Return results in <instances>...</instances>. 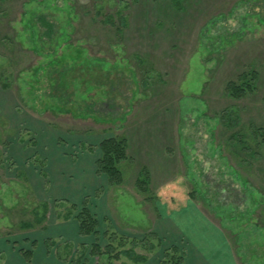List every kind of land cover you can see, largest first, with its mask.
I'll return each instance as SVG.
<instances>
[{"label": "rangeland", "instance_id": "374dc122", "mask_svg": "<svg viewBox=\"0 0 264 264\" xmlns=\"http://www.w3.org/2000/svg\"><path fill=\"white\" fill-rule=\"evenodd\" d=\"M248 71L258 74L254 92L229 96L227 84ZM263 127L264 0H0V264L42 248L53 219L65 222L48 196L53 152L71 172L91 160L100 188L88 206L99 234L52 238L61 258L54 248L48 263L71 264L84 247L106 245L105 233L142 241L152 219L193 204L236 264H264V149L251 139L250 156L231 139ZM110 137L128 142L121 185L98 174L99 144ZM141 172L150 176L146 195L136 188ZM34 213L46 220L35 223ZM161 241L136 252L158 264L172 246Z\"/></svg>", "mask_w": 264, "mask_h": 264}, {"label": "trees", "instance_id": "16d2710c", "mask_svg": "<svg viewBox=\"0 0 264 264\" xmlns=\"http://www.w3.org/2000/svg\"><path fill=\"white\" fill-rule=\"evenodd\" d=\"M121 21L122 25L126 24V20L124 18H122ZM43 23L47 27V32L50 33L53 27L45 21ZM257 79L258 74L255 71L244 72L240 76H238L237 82L230 81L227 84L226 93L231 97L241 99L248 95V93L254 92V83L257 81ZM104 105L105 106L103 107L109 109L108 111L110 112L114 107V102L110 100L106 102V104L104 103ZM95 107L96 105L92 104L88 108L91 112H95L97 111ZM225 120H230V122L228 121V127H232L233 125L237 126L239 124L238 114H236L234 118L230 117ZM231 139L234 142L241 143L239 152L248 151L250 152V156H255L256 150L254 148H251L249 140L253 139L252 142L254 143L255 147L264 149V127L254 128L252 132L249 130L248 134L244 129H239V131L232 133ZM99 149L101 151V156L97 161L98 174L105 175L109 184L112 186L121 185L123 183V171L121 168V164L129 158L127 155V140L121 137H110L101 141V143L99 144ZM88 150L91 151L92 147H89ZM236 155L240 157L238 152L236 153ZM144 173L141 172V175L139 174L140 176H138V178L136 179L137 191L142 195L147 194L148 186H150V176L149 174L146 175ZM144 175L146 177H143ZM88 201L89 198L87 197L80 205H76L65 200H55L53 204L57 212L56 218L57 220L63 221H69L71 219L76 220L79 226V235L81 237H97V235L99 234V221L89 209ZM43 207L45 208L44 211L47 210L45 204L43 205ZM34 216V221L37 224H41L46 220L45 213H42L41 215L34 213ZM23 226L27 229L33 228V224L30 223H26ZM103 238L106 240V245L103 246L100 243V240H97L90 246L86 245L87 247H84L87 249L86 253H84V250V252L80 254L78 260H71V264L83 263L87 260L86 255H89L90 257H97L98 259L105 256L107 262L109 261V263H111L113 260H118L121 257H127L130 261L139 262L137 264H142L147 262L149 256L143 253H137L136 249L138 247L143 246L142 248L146 251V253L150 254L153 252L156 246L162 245L160 237L153 232L148 233L142 241H138L135 239L128 240L115 232H112L110 236L105 233L103 235ZM151 239H155L157 241V244L155 245L153 241L151 242ZM114 243H117V246H115ZM64 245L66 248H69L71 246V244L68 242ZM128 245H130V248H126ZM44 247L48 253H53L52 250L55 248V257L57 259L61 258L59 253H57L59 245L56 244V242H54L52 239L44 240ZM20 255L27 263L32 262L33 251L20 250ZM158 264H184V254L178 246L172 245L164 251L163 257Z\"/></svg>", "mask_w": 264, "mask_h": 264}, {"label": "crops", "instance_id": "0c3cea01", "mask_svg": "<svg viewBox=\"0 0 264 264\" xmlns=\"http://www.w3.org/2000/svg\"><path fill=\"white\" fill-rule=\"evenodd\" d=\"M52 161L49 166L48 196L53 200H65L80 205L88 196L96 194L100 188L93 180L96 172L91 166V160L83 159L77 168L71 172L63 156L55 152L50 154ZM88 162L89 171L85 172L84 165ZM92 169L93 172L90 171ZM51 170V171H50ZM72 170V169H71ZM84 171V172H82ZM105 203V201H104ZM106 210L108 208L105 203ZM109 209V208H108ZM168 212V211H167ZM162 213L160 219L151 220L147 232L156 233L163 241L176 245L184 254V264H236L233 251L220 229L193 204L182 206L180 209ZM55 218L52 224H55ZM50 224L48 239L68 237L69 242L76 241L79 235V226L76 220L71 219L58 225ZM56 260H58L55 257ZM7 264H51L47 262V250L43 246L33 250L31 263H27L19 256H9ZM142 264H152L151 258Z\"/></svg>", "mask_w": 264, "mask_h": 264}]
</instances>
